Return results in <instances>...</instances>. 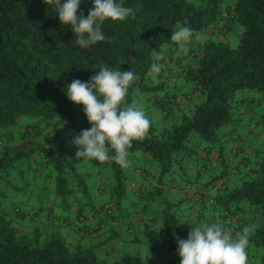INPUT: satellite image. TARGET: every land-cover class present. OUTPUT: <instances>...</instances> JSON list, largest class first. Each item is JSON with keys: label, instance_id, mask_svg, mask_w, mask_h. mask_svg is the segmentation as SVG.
I'll return each instance as SVG.
<instances>
[{"label": "trees", "instance_id": "1", "mask_svg": "<svg viewBox=\"0 0 264 264\" xmlns=\"http://www.w3.org/2000/svg\"><path fill=\"white\" fill-rule=\"evenodd\" d=\"M64 2L66 0H61ZM122 2L134 9L135 18L129 16L124 21H105L102 25L105 40L80 48L70 26L59 21L54 4L46 5L43 0H0V125H17L22 114L42 119L62 114L71 118V129L80 132L90 129L83 106L68 99L66 84L74 79L87 82L105 65L110 69L133 71L139 79L129 87L128 104L134 86L145 90L154 87L144 83V76L154 62L153 52H159L164 42L174 43L170 38L177 22L183 25L187 20L186 26L202 34L216 28L224 35H237L233 46L226 39L206 38L198 44L192 57H185L180 63V71L186 80L199 88L202 99L192 107L186 105L180 119L160 131L151 125L147 135L142 140L133 141L128 150L139 148L148 152L160 171L167 172L175 164L180 166L178 162L186 155L195 152V146L186 145L188 132H197L207 142L218 140V129L231 119L237 89H255L264 98V0H231L228 9L231 16L220 14L227 20L215 27L216 8L222 0ZM92 7L93 0H81L77 15L87 17ZM236 23L241 27L238 34L236 28L234 30ZM171 52L166 51L165 55ZM162 97V104L168 111L178 96L165 94ZM76 117L82 124L87 123L84 128L76 124ZM261 117L264 123V111ZM49 124L45 123L48 128ZM33 127L26 128L18 143L3 144L0 141V187L3 185L0 188V264H150L130 253H121L109 261L95 252L93 244L79 240L68 245L59 233L47 231L45 219L39 220L38 217L34 224V212L6 204L4 188L13 161L34 151L41 154L44 163L51 167L55 184L59 186L55 190L60 193L72 191L73 187L68 185L72 174L82 183L81 175L75 171L77 160L70 153L73 143L63 136L61 128L53 126L54 130L49 134L45 127ZM67 145H70L69 149ZM204 148L208 153L215 152L216 160L224 163L220 143L216 150L209 145ZM240 151L231 149L235 165L243 167L246 177L230 188L223 182L219 185V179L215 186L222 188V192L208 194L210 201L206 202L220 204L224 210L222 215L219 214L220 218H237L238 206L230 207V201H248L259 217L249 243L261 247L259 264H264V152L253 164H248L249 156L246 152L240 155ZM110 165L119 175V165L114 161H110ZM221 175L220 171L214 178L217 180ZM200 201L204 203V199ZM237 221L240 228L241 223ZM30 223L33 224L28 225ZM37 224L44 225V228L37 227ZM172 227L166 224L157 230L148 228V233L165 238ZM66 228L69 230L70 226ZM92 230L80 229L88 233Z\"/></svg>", "mask_w": 264, "mask_h": 264}, {"label": "rangeland", "instance_id": "2", "mask_svg": "<svg viewBox=\"0 0 264 264\" xmlns=\"http://www.w3.org/2000/svg\"><path fill=\"white\" fill-rule=\"evenodd\" d=\"M230 3L231 0H222L217 6L215 12L217 23L224 24L227 20L220 14L228 11ZM235 25L234 30L236 28L238 34L241 27L238 23ZM206 38L226 39L233 46L237 35L229 33L223 36L214 28L211 33L205 31L200 40L194 39L186 55L175 42H164L159 50L164 54L166 51H172L174 59L181 63L185 57H192V53L198 49V44ZM149 73L150 71L146 72L144 83L154 87L145 90L134 86L128 104L135 101L142 106L156 131L178 121L182 112L172 109L165 111L159 104L157 105L158 98L165 94H174L185 99L187 106L192 107L203 97L199 88L186 80L178 68L161 69L155 76ZM234 100L230 121L217 131L218 140L207 142L197 132H188L186 145L195 146V152L186 155L178 162L180 166L175 164L167 172H161L151 155L139 148L129 151L130 166L127 168L118 166L119 175H116L114 167L110 165L111 160L100 163L81 158L75 164V171L81 175L82 183L72 174L69 176L68 185H71L73 190L60 193L55 190L59 186L55 184L51 167L44 163L41 154L34 151L13 161L3 197L10 205L34 209L35 212L32 214L35 216L40 210L41 203L47 201L55 213V217L50 220L51 223L45 226L48 228L47 231L59 233L68 245L78 240L81 243L93 244L95 252L104 255L109 261L121 253H130L150 264H180L176 237L186 240L191 226L205 223L210 225L214 223L213 215L216 217V223H223L219 214L222 215L224 210L219 203L208 204L207 194H204V203H201L200 200L192 199L189 194V189L194 188L198 182H203L207 173L212 171L210 169L212 164L202 160L198 154L210 157L211 154L206 153L204 147L209 145L211 149L216 150L219 143L222 145L224 163L217 160L214 173L219 175L221 171L222 175L216 181L220 179L219 185L223 182L230 188L246 177L243 167L235 165L231 149H243L250 159L259 157L264 152V123L261 117L264 111V98L255 89L243 88L234 92ZM186 104L182 107L185 108ZM76 118V124L84 128L87 123L82 124L80 118ZM44 121L50 123L49 134L52 133L53 126L57 125L70 143L80 133L71 129V118L62 114L47 119L22 114L17 125H0V141L6 144L10 130L25 125L40 127ZM56 121L59 122L53 124ZM67 147L69 149L70 145ZM201 167L203 169H200ZM196 170L199 172L197 176L194 174ZM0 188H3V185ZM210 192V194L222 192V188ZM235 205L238 206L237 219L227 216L230 220L240 221L242 226L239 232L245 226L259 223V217L247 200L230 201V207ZM167 216L172 218L166 219ZM65 218L70 223L69 230L63 224ZM166 224L173 227L165 238H157L151 235L153 233H148V228L157 230ZM37 225L44 228V225ZM223 225L235 238L237 232H234L232 226L228 227L224 223ZM81 228L93 230L90 233L87 231L80 233ZM246 251L248 264H259L261 247L249 243Z\"/></svg>", "mask_w": 264, "mask_h": 264}, {"label": "clouds", "instance_id": "3", "mask_svg": "<svg viewBox=\"0 0 264 264\" xmlns=\"http://www.w3.org/2000/svg\"><path fill=\"white\" fill-rule=\"evenodd\" d=\"M43 2L55 5L59 21L64 26H70L75 43L80 48L105 40L102 32L105 21H124L129 16L135 18L134 9L124 6L122 0H93L87 17L77 15L81 0ZM187 24V20L183 25L177 22L170 38L184 54H187L194 39L200 40L202 37L201 32H195ZM153 57L149 74L155 76L163 67L158 61L164 59V53L154 51ZM138 79L139 76L133 71L110 69L105 65L89 81L74 79L65 85L68 99L83 106L84 115L91 125L90 129L81 130L72 141L77 148L76 160L83 158L100 163L111 160L122 168L130 166L128 150L133 141L142 140L147 135L151 126L142 106L135 101L126 103L129 87ZM110 152H114V155H110ZM241 152L246 151L241 149ZM255 231L256 225L245 226L233 238L220 223L191 226L186 240L176 237L180 264H248L246 249L249 237Z\"/></svg>", "mask_w": 264, "mask_h": 264}, {"label": "crops", "instance_id": "4", "mask_svg": "<svg viewBox=\"0 0 264 264\" xmlns=\"http://www.w3.org/2000/svg\"><path fill=\"white\" fill-rule=\"evenodd\" d=\"M218 24L219 23L216 22L214 24V27H215V25H218ZM207 31L209 33H211V32L214 31V28L211 29V30L208 29ZM222 35L224 36V34H222ZM158 62L163 65L162 70L168 69L169 67H175V68H178L180 70V65L181 64L179 63V61H177L176 59H174L173 52H171V53H169L167 55L164 54V59L161 60V61H158ZM163 99H164V97H162L160 99L158 98L157 105L159 104L160 105L159 107L165 109V106H163V104H162ZM185 101L186 100L185 99H182V97H179V98L177 97L176 100H175V103L172 105V108L171 109L173 111H175V110H182V111L185 110L186 107L185 108L182 107L183 105H185L187 103ZM165 111H166V109H165ZM45 123H47V122L44 121L41 126L42 127H45L46 128L45 131H47L48 133H50L51 129H49L48 126L45 125ZM41 126L40 127L39 126L38 127H35L34 126L33 128L40 129V128H42ZM27 127H30V125L29 126L28 125L20 126V128H18L16 130H10L7 144H14V143L20 142L19 136L21 134H24L25 133V130H26ZM29 129L30 128H27V130H29ZM52 129L54 130V128H52ZM72 147L74 149L72 148V151L70 153L76 152L77 151V148L74 145H72ZM210 154H211L210 157L208 155L198 154L199 157L202 160H205L209 164H212V167L210 168V169H212V171H210V172L207 173V175L205 176L206 179H204L203 182H201V183L198 182V184L195 185L194 188L189 189V194H190L191 198L194 199V200H196V201L200 200L201 198L203 199L204 194H207L208 195V194L211 193L210 191H214V190L217 191L219 189V187H216L217 186L215 184L216 183V179L214 178L215 175H217L216 173H214L215 172L214 170H216V166H217L216 154H215V152L210 153ZM248 159H249L248 164L249 163L250 164H253L254 160L257 159V157L255 156V157H253L251 159H250V157H248ZM198 173H199L198 170H196L194 172V174H196V176L198 175ZM6 204L10 205V203L8 202V200H6ZM39 208H40V210H38V214L36 216V219L34 220V224L37 222L38 217H39V220H40V218H41V220L42 219H45L46 225L48 226L51 223L50 222L51 218H53L52 207L46 201V202H42L41 203V207L39 206ZM26 211L35 212L34 209H31V210L28 209ZM221 219H222L223 223L226 224L228 227H231L232 226L231 228L234 230L235 233L240 231L242 225L240 226V228H239V226L237 227V222H238L237 220H235V219H231L230 220V218L228 219L226 217L225 218H221ZM63 221H64L63 224L65 225V227H69L70 226V223H69V221L66 218L63 219ZM212 221L214 223H216V219H215L214 216L212 217ZM223 223L221 222V224H223ZM79 232L81 233L80 230H79Z\"/></svg>", "mask_w": 264, "mask_h": 264}, {"label": "built area", "instance_id": "5", "mask_svg": "<svg viewBox=\"0 0 264 264\" xmlns=\"http://www.w3.org/2000/svg\"><path fill=\"white\" fill-rule=\"evenodd\" d=\"M227 15H229L228 12H223V13H222V16H227ZM229 16H231V15H229ZM204 151H207V148H204ZM234 151H235V150H234ZM239 154L241 155L242 152L240 151ZM209 201H210V199L207 200V202H209Z\"/></svg>", "mask_w": 264, "mask_h": 264}]
</instances>
